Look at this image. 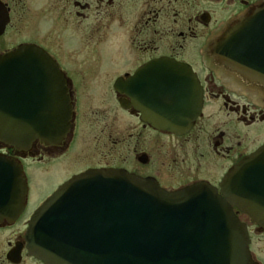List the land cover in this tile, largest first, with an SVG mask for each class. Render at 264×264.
<instances>
[{"label": "flooded vegetation", "instance_id": "obj_1", "mask_svg": "<svg viewBox=\"0 0 264 264\" xmlns=\"http://www.w3.org/2000/svg\"><path fill=\"white\" fill-rule=\"evenodd\" d=\"M0 5L8 17L0 39L12 30L14 14L21 15L15 5H23L27 35L15 47L5 42L0 55L32 44L49 53L61 73L53 88L39 76L28 78L32 83L23 88L37 105L51 89L65 99L69 119L59 140L35 139L23 149L0 139V156L19 163L27 183L29 164L43 177H53L52 168H59L54 173L60 172L59 181L44 199L88 170H124L170 192L205 183L221 195L224 176L264 144V85L236 73L215 53L227 29L263 7L264 0H0ZM100 49L115 55L111 61L117 65L110 72L98 64L90 67ZM69 51L79 54L69 59ZM159 58L188 65L201 87L200 112L182 133L159 129L148 118L157 79L150 63ZM28 196L16 220H0V230L22 223L0 254V264H43L25 247L32 215ZM231 207L247 226L251 264H264V248L252 235L254 230L264 237V231L252 223L251 230L250 219ZM15 243L21 249L11 254Z\"/></svg>", "mask_w": 264, "mask_h": 264}, {"label": "water", "instance_id": "obj_2", "mask_svg": "<svg viewBox=\"0 0 264 264\" xmlns=\"http://www.w3.org/2000/svg\"><path fill=\"white\" fill-rule=\"evenodd\" d=\"M7 20L0 5V34ZM217 44L219 60L264 85V6L234 22ZM150 68L157 79L149 120L159 129L186 131L202 104L195 74L169 58L155 59ZM36 76L51 87L61 76L42 48L24 44L0 55V139L16 148L35 139L53 143L67 129L69 111L54 89L39 105L24 94ZM27 191L21 165L0 156V220L19 217ZM221 193L205 183L169 192L124 170H88L34 211L25 247L43 264H251L246 225L231 205L264 230V145L230 169ZM20 249L16 243L10 252Z\"/></svg>", "mask_w": 264, "mask_h": 264}, {"label": "rangeland", "instance_id": "obj_3", "mask_svg": "<svg viewBox=\"0 0 264 264\" xmlns=\"http://www.w3.org/2000/svg\"><path fill=\"white\" fill-rule=\"evenodd\" d=\"M15 6H16L17 10L20 11L19 13H21V15L20 14H14V19L12 21L13 25L11 26L12 30L9 31L7 33V35H5L4 37H2L0 39V49H2L4 47L5 42H6V44H9V46L15 47L17 44L23 42L24 36H27V35H24L25 32L23 31V5H15ZM47 38L49 40V43H51V37H47ZM61 39L64 40V42H66V43L70 42L71 44H73V42H74V41H71L69 37L64 36L63 34H62ZM60 45H61V42L58 46L60 47ZM54 51L58 56L59 55L62 56V54L64 55V53H65V52H60L61 50L56 51V48L54 49ZM68 54H69V59H73V58L75 59L77 56H74V55H76V54L78 55L79 53L69 51ZM114 56H115L114 53L108 52L107 50H104V49L97 50V52H95V56L92 57L93 63L90 64L91 69L94 70V67H96L98 64L101 66L102 70H107L110 72V69H115L116 68L115 65H117V64H115L116 61H111ZM59 58L61 59V57H59ZM125 64L126 63L121 62L120 66H124ZM86 72L90 73V70L87 69ZM93 109L94 108L91 107L89 110L92 111ZM58 169L59 168H57V170ZM27 170H28L27 171L28 172V188H30L28 198H29V201L31 203V205H30L31 207H30L29 211H31L33 213L40 205H42L40 203L42 201L44 202L45 199H47L49 197L48 196L44 199L46 194L49 193L50 190L59 181V177H56V176H60V174H59L60 172H58V175H55L54 173L56 170V166H54L52 168V172H51L53 177L39 176L37 167L33 164H29ZM79 174H81V173H79ZM79 174H77V175H79ZM26 178H27V176H26ZM67 181H65V182H67ZM65 182H63L62 185ZM36 203H39L40 205L39 206L36 205L37 206L36 207L35 206ZM33 206H35V207L33 208ZM248 224L250 226V229L253 230V225L251 224V222H249ZM21 228H22V223H17V224L12 225L8 228L0 230V254L4 250H6L7 242L13 241L14 237L19 233ZM23 231H24V223H23ZM252 235H253L254 242H256V245H258L261 248H264V237L260 236L254 230L252 231ZM25 264H30V263L27 262Z\"/></svg>", "mask_w": 264, "mask_h": 264}]
</instances>
